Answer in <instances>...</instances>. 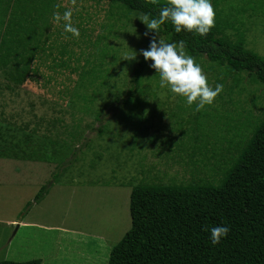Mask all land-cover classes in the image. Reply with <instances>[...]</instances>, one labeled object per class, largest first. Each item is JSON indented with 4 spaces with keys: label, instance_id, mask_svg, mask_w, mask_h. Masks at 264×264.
<instances>
[{
    "label": "rangeland",
    "instance_id": "rangeland-1",
    "mask_svg": "<svg viewBox=\"0 0 264 264\" xmlns=\"http://www.w3.org/2000/svg\"><path fill=\"white\" fill-rule=\"evenodd\" d=\"M212 5L222 34L243 36L264 57V0ZM23 9L30 17L21 21ZM67 10L79 38L53 20ZM140 18L123 17L105 0H0V43L19 28L36 35V25L37 41L51 47L22 86L0 68V262L107 264L130 229L134 186L216 185L259 124L264 86L245 74L235 85L205 57L194 60L209 85L224 86L211 106L197 112L173 99L151 63L132 104L123 105L150 37ZM133 52L136 59L125 60Z\"/></svg>",
    "mask_w": 264,
    "mask_h": 264
},
{
    "label": "trees",
    "instance_id": "trees-1",
    "mask_svg": "<svg viewBox=\"0 0 264 264\" xmlns=\"http://www.w3.org/2000/svg\"><path fill=\"white\" fill-rule=\"evenodd\" d=\"M105 1L122 11L123 17L150 13L153 18L168 2ZM46 3L50 6V2ZM44 10L45 5L39 17L44 16ZM27 14L30 17L23 9L16 18L24 21ZM35 27L36 35H24L19 28L14 33L7 32L0 43V68H9L7 78L14 86L24 85L37 74L32 68L37 61L41 62L36 60L37 56L43 57L51 50L45 42L37 41ZM220 27L216 21L208 35L200 37L188 32L178 34L171 23H165L155 38L177 44L184 41L188 55L205 57L210 63L224 67L223 75L235 77V85L240 83L237 76L245 74L252 83L264 86V57L247 49L243 36L233 41L222 34ZM151 39L152 34L142 50L149 47ZM20 49L26 55L18 58ZM150 63L140 55L123 105L132 104ZM26 139L30 140L27 136ZM244 144L237 148L229 162L231 167L223 172L216 185L140 183L134 186L129 198L130 229L110 251L107 264H264V115ZM47 191L46 187L41 188L34 202H40ZM221 224L230 226L231 230L227 238L213 247L210 233L205 229ZM0 264H41V260Z\"/></svg>",
    "mask_w": 264,
    "mask_h": 264
},
{
    "label": "clouds",
    "instance_id": "clouds-1",
    "mask_svg": "<svg viewBox=\"0 0 264 264\" xmlns=\"http://www.w3.org/2000/svg\"><path fill=\"white\" fill-rule=\"evenodd\" d=\"M72 11L67 10L61 16L59 12L53 14L56 23L64 22V31L79 38V29L72 24ZM140 22L145 25V36L153 35L146 50L140 55L145 62L151 61L150 67L159 78V87L167 89L173 99L181 97L188 107L195 104V111L199 112L206 106H211L216 97L223 91V84L211 87L201 66L196 63L185 50V42L164 43L156 39L157 33L165 23H171L176 33L188 32L195 36L206 37L215 26V11L212 0H168L159 15L153 18L150 13L142 14ZM134 53V52H133ZM136 53L125 60H135ZM230 226L221 224L205 229L210 233L213 247L229 235Z\"/></svg>",
    "mask_w": 264,
    "mask_h": 264
}]
</instances>
